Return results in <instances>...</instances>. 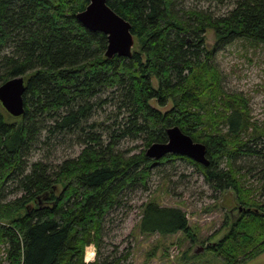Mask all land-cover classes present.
Returning <instances> with one entry per match:
<instances>
[{
	"label": "trees",
	"instance_id": "16d2710c",
	"mask_svg": "<svg viewBox=\"0 0 264 264\" xmlns=\"http://www.w3.org/2000/svg\"><path fill=\"white\" fill-rule=\"evenodd\" d=\"M89 3L0 0V86L21 76L27 81L23 117H11L0 105L4 264H101L85 259L92 245L100 247L110 214L126 191H148L153 169L164 163L149 159L146 149L121 150L120 141L142 140L148 148L167 142V130L175 126L206 145L210 164L181 159L215 191H232L239 207L237 216H226V235L207 249L225 264H248L264 254V187L254 197L233 163L255 158L263 166L264 132L251 121L245 101L224 93L212 63L216 50L237 40L264 45V0H233L224 13L177 10V0H107L135 38L130 58L112 59L105 56L108 37L77 19ZM210 30L214 50L206 42ZM105 106L114 109L108 125L89 124ZM43 132L45 142L74 136L82 150L56 166L30 163ZM140 232H182L194 242L187 215L156 202L144 205Z\"/></svg>",
	"mask_w": 264,
	"mask_h": 264
},
{
	"label": "rangeland",
	"instance_id": "374dc122",
	"mask_svg": "<svg viewBox=\"0 0 264 264\" xmlns=\"http://www.w3.org/2000/svg\"><path fill=\"white\" fill-rule=\"evenodd\" d=\"M227 1L218 6L206 0H177L176 9L197 7L224 13L231 9L228 3H233V0ZM206 42L208 48L214 50L216 38L213 31L206 34ZM212 63L222 75L224 93L245 101L251 121L259 131L264 132V45L237 40L216 50ZM107 95L109 93L101 96L105 98ZM170 107L171 104L162 110ZM112 112V107L98 109L89 124L97 121L105 128ZM100 129H96L97 132H102ZM45 140L43 132L31 150L30 163L43 161L56 166L66 159L76 158L82 150L74 136H55ZM148 148L144 147L142 140L123 138L119 143V149L131 150L135 154L143 149L147 152ZM168 156L161 159L163 164L153 169L148 191L135 188L124 193L122 205L108 218L100 247L91 246L94 250L87 254L86 263L98 260L101 264H114L120 260V264H225L221 254L207 247L210 243L217 245L228 231L224 225L230 208L235 207L233 192L215 191L191 163L181 159V156H176L175 160H170ZM254 161L255 158H241L233 163L243 178L242 183L251 187L253 196L258 197L264 187V164L262 166L257 161L255 164ZM256 165L258 170L253 168ZM223 167L226 168V164ZM148 202L181 209L187 215L194 242L182 232L164 236L141 233L144 205ZM123 257L127 260L124 261ZM3 259L4 253H1L0 264H4ZM248 264H264V254Z\"/></svg>",
	"mask_w": 264,
	"mask_h": 264
},
{
	"label": "water",
	"instance_id": "95a60500",
	"mask_svg": "<svg viewBox=\"0 0 264 264\" xmlns=\"http://www.w3.org/2000/svg\"><path fill=\"white\" fill-rule=\"evenodd\" d=\"M78 21L89 31L100 32L108 37L105 56L130 58L133 55L135 38L131 25L118 15L107 3V0H90L87 8L77 15ZM27 81L24 77L13 78L0 86V105L8 115L20 118L25 115L24 94ZM168 140L165 143L152 144L146 155L151 160L160 161L168 155L186 157L202 166H209L207 147L195 142L179 127L167 130Z\"/></svg>",
	"mask_w": 264,
	"mask_h": 264
},
{
	"label": "flooded vegetation",
	"instance_id": "af4514ba",
	"mask_svg": "<svg viewBox=\"0 0 264 264\" xmlns=\"http://www.w3.org/2000/svg\"><path fill=\"white\" fill-rule=\"evenodd\" d=\"M233 203H234L235 207L230 208L229 212H230L233 216H235V215L237 214V213H236V209L239 208V207H238V205L235 204V202H233Z\"/></svg>",
	"mask_w": 264,
	"mask_h": 264
},
{
	"label": "built area",
	"instance_id": "2783aa9c",
	"mask_svg": "<svg viewBox=\"0 0 264 264\" xmlns=\"http://www.w3.org/2000/svg\"><path fill=\"white\" fill-rule=\"evenodd\" d=\"M87 262V261H86Z\"/></svg>",
	"mask_w": 264,
	"mask_h": 264
}]
</instances>
